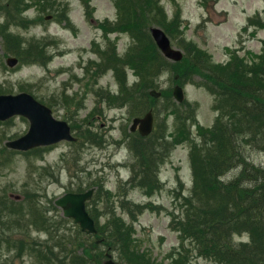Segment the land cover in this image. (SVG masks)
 <instances>
[{"label": "rangeland", "instance_id": "obj_1", "mask_svg": "<svg viewBox=\"0 0 264 264\" xmlns=\"http://www.w3.org/2000/svg\"><path fill=\"white\" fill-rule=\"evenodd\" d=\"M61 1L69 3V7L58 8L51 4L47 6V10L41 9L40 12L35 7L27 9L25 15L29 17L38 15L37 17L41 18L45 14V17L51 15V18L46 19L42 24L33 25L28 29L14 28L27 40L33 37L51 40L48 48L42 49L44 54L49 55L48 65L32 63L10 68L6 64L3 49L0 51V94L22 91L31 93L48 105L57 118L64 119L75 126L77 129H74V134L78 138L80 134L83 139H78V142L74 144L66 141L59 142L48 149L27 151L25 154L10 153L13 149H9L6 142L24 135L30 123L22 116L0 121V197L24 196V201L19 207L21 208L19 212L23 210L25 215L22 222L24 227L22 230L11 229L9 233L12 237L20 234L22 239L30 238L31 244L38 242L39 237L42 240L46 239V234L35 230L30 209L42 208L46 216L53 217L57 214V217L61 218L62 209L55 205L56 198L66 192L81 190L87 183H94L96 175L105 176V183L112 194L116 195V200L112 196H107L106 199L102 198L95 203L94 207L105 213L122 214V219L127 225L130 221L127 212L132 213L136 218V228L132 230L133 241L130 242V247L128 249L125 247L122 253L118 250L113 251L114 258L125 264H178L175 256L182 246V240H180L182 232L178 229L173 230V224L169 222L174 221L178 228L183 227V224L188 222L187 210L197 211L203 198L197 192L187 197L183 196L184 186L189 193V187L192 185V166L195 163L198 168L210 170L205 180L203 175L204 182L214 178V172L211 169L219 168L217 159L211 158L208 151L205 154L208 162L203 156L193 159L192 141L187 140L188 135L189 137L195 135L196 138L200 134V127L196 126L198 121L205 134L214 125L218 114L213 108L214 95L204 87L184 82L186 99L191 104L190 107L183 106L182 111L188 114L187 111L195 107L196 121L192 119L187 124L186 118H181L179 130L175 125V115L162 111L155 119V130L158 129L160 136L158 139L141 141L137 145L139 155L136 154L135 149L127 147V150L120 147L118 139L121 134L126 136L130 134L133 119L143 115L133 114L130 106L121 98L122 96L114 94L119 91V82L118 80L116 82L112 71H106V67H99L97 72L95 70L97 64L103 62L107 54V45L111 53H115L116 46L122 55L128 51L130 53L135 47L132 56L136 59L134 60L136 63L144 50L148 49L152 53L156 46L150 31L153 25L146 22L148 30L143 31L144 45L139 43V47L137 43L133 45L136 36L125 28L126 33L111 34V41H108L104 30L106 31L108 22L106 20L117 19L118 9L115 1ZM161 5L170 19L182 16V21L177 28L178 39L169 36L176 48L184 50L179 44L183 39L184 43L193 47L196 53L202 51L212 55L216 62H225L230 56V50L242 49L240 54H243L247 50L258 53L261 49L264 29L254 22L264 23V0H161ZM57 13H69L72 25H69L66 18L59 21ZM133 14L131 12V16ZM250 18L254 24H250ZM247 24L252 26L248 28ZM34 43L28 42L26 44L28 49L23 45H20V48L29 52V47L34 46ZM95 47L106 48V52L103 51L100 55ZM115 56L113 54L111 57ZM36 61L41 62V60ZM119 66L121 73L124 72L126 78L132 79V84L138 82L139 78L133 76L134 71L131 68L123 69L121 65ZM173 71V73L172 70L160 72L159 78L156 79L159 83L158 91L163 92L165 88L173 91L177 83L174 77L180 75L182 70ZM109 89L113 101L110 97L108 98L107 90L110 91ZM166 100L167 98H163L157 102L159 109L163 108ZM109 101L115 103L111 104ZM155 104L151 108L154 111ZM87 128L92 129L94 133L93 136L84 138L81 133ZM81 140L84 142L82 143ZM246 150L257 165H264L263 151L253 149L251 145H247ZM131 155L135 162L140 158L158 162L153 173L158 179L156 190L149 189L150 193L147 187L141 190L130 189L127 184H123L119 194L118 185L122 181L119 177L131 175V167L123 171L118 161L123 162L125 159L130 161ZM6 157L10 160L6 161ZM141 170L146 174L149 172L147 168ZM239 170L234 169L222 177L232 179ZM179 178L180 181H185L186 185L179 182ZM176 186L177 189L173 191ZM29 192L33 193L29 197L30 201L27 200ZM10 218L9 211L0 212L2 226L7 225ZM66 224L67 226H62L61 229L63 233L66 228L68 232H73L70 238L71 249H73L85 237L76 231L77 228L71 222ZM115 226V229H118L117 225ZM233 230L232 237L235 242H247L250 239L249 233L237 231L236 226ZM89 241L93 239L90 238ZM187 242L186 246H189L190 243H196V240H187ZM6 244L4 238L0 240V264L7 259L4 255ZM23 249L25 253L21 257L14 256L15 250L11 251L9 258H13V264H35L40 261L27 252L26 247ZM103 249L106 250V246H103ZM35 250H37L36 247ZM191 251L188 264H223L198 255L192 247ZM63 256L68 257L69 253L64 252ZM69 261L70 257L67 262Z\"/></svg>", "mask_w": 264, "mask_h": 264}, {"label": "trees", "instance_id": "obj_2", "mask_svg": "<svg viewBox=\"0 0 264 264\" xmlns=\"http://www.w3.org/2000/svg\"><path fill=\"white\" fill-rule=\"evenodd\" d=\"M37 1L40 0H5L2 6L5 10L7 26L12 24L27 27L33 24L35 19H27L23 12L30 3ZM45 1L53 5L55 2ZM115 3L119 18L115 22L106 23L107 31L125 32L126 29L136 36L137 40H134L133 45L137 43L139 47V43L144 45L142 38L143 31L147 29V22L149 25L161 26L170 37L178 39L177 28L182 21V16L170 19L161 5V0H115ZM129 11L130 14H128ZM131 12L134 13L133 16ZM254 23L264 28V23L260 21ZM254 23L250 18V24ZM2 35L7 50L19 56L22 61H31L36 58L45 60L43 47L34 45L29 47V52L22 50L20 45L27 47V43L11 28L10 30L5 28ZM179 44L185 50V57L179 62L166 59L157 45L154 46L152 53L148 49L140 53L138 63L132 56L135 47L130 53L128 51L124 58L118 57L116 51L115 53L107 52L106 60V68L114 70L120 83L119 95L130 106L133 114L142 115L156 103L157 117L162 111L175 115V125L179 130L181 118L185 117L186 123L192 119L196 121L195 107L187 111L188 114H184L182 107H190L191 103L185 101L177 104L173 101L171 90L164 89L160 98L152 97L149 90L158 88L159 83L156 79L159 78L160 72L172 70L173 73V70H182L181 74L179 73L181 83H194L206 88L214 95L213 108L218 112L214 125L205 134L198 122L196 125L200 127V134L196 138L188 135L187 140L192 141L193 159L202 156L205 159L206 151H208L211 158L217 159L219 168L211 169L214 172V178L204 182L203 175L205 180L210 170L198 168L194 163L195 185L191 194L197 192L203 196L202 204L197 207V211L187 210L188 222L184 223L183 227L178 228L177 223L172 221L173 230L178 229L182 232L180 235L182 246L175 256V261H178V264H188L192 247L198 255L223 264H264V166L257 165L246 150L247 145H251L253 149L264 152V40L260 53L248 51L247 55H240L238 50H232L230 59L225 63L216 62L212 55L202 51L196 53L195 49L186 45L183 39ZM113 54L116 56L111 57ZM119 65L123 69L126 65L134 68L139 81L133 86H128L126 75L124 72L121 73ZM109 97L111 98L110 93ZM163 98L167 100L163 108L159 109L157 102ZM93 133L92 129L87 128L81 134L84 138H88L93 136ZM159 137L157 129L148 137H142L139 133H130L126 139L131 149H135L136 154L139 155L137 145L141 141ZM205 161L208 162L206 159ZM157 164L156 160L148 158H140L134 163V181L142 188L147 187L150 193L151 189H157L158 179L153 174ZM145 168L148 169V174L141 170ZM234 169L240 170L232 176V179H223L222 175L225 176ZM221 170L223 171L219 172ZM129 214L132 217V224L128 225L116 212H106L108 220L103 225L98 220L97 236L102 239L101 244L120 253L125 247L126 249L130 247L136 218L132 213ZM96 216L99 218V215ZM113 224L117 225L118 229H115L116 226ZM234 226L239 232L249 233L250 242H235L232 237ZM76 231L82 236L85 235L79 227ZM72 234L73 232H70L67 237L69 241ZM192 239H195L196 243L186 246L187 240L192 241ZM85 240L81 239L80 243L70 250L71 264L98 263L89 261L78 253V249L87 242Z\"/></svg>", "mask_w": 264, "mask_h": 264}, {"label": "water", "instance_id": "obj_3", "mask_svg": "<svg viewBox=\"0 0 264 264\" xmlns=\"http://www.w3.org/2000/svg\"><path fill=\"white\" fill-rule=\"evenodd\" d=\"M152 34L162 50L169 58L181 60L183 54L180 50L172 47L171 41L164 31L160 28H152ZM17 59L10 58V65H14ZM152 94L159 96L160 93L152 91ZM176 98L180 101L184 99V90L177 85L174 90ZM23 114L30 119L31 127L28 133L21 138L11 141L8 144L14 148L27 150L38 145H47L62 139H73L71 128L66 121L57 120L52 116L51 110L45 105L36 101L31 95L21 93L19 95H0V119L6 120L14 114ZM140 126L142 135L151 133L154 124L152 112L146 114L143 118L134 120L133 129ZM93 190L86 193H68L59 198L56 202L64 209V214L73 217L80 223L82 229L88 232H96L93 219L86 211L85 202L90 199ZM89 258H94L91 248L84 250ZM105 264H119L112 260Z\"/></svg>", "mask_w": 264, "mask_h": 264}]
</instances>
